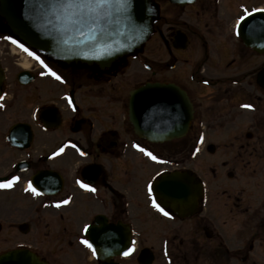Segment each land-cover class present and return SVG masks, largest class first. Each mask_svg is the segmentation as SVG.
<instances>
[{"label": "flooded vegetation", "instance_id": "flooded-vegetation-1", "mask_svg": "<svg viewBox=\"0 0 264 264\" xmlns=\"http://www.w3.org/2000/svg\"><path fill=\"white\" fill-rule=\"evenodd\" d=\"M241 1L227 0L225 7L232 9L235 3L240 7ZM169 6L178 16L194 10L203 29L198 25L176 28L156 6L149 36L158 41L156 60L142 54L141 47L99 69L66 64L26 46L62 80L47 74L39 61L6 39L11 35L19 41L4 31L0 17V65L5 74L0 97V178L20 177L11 188L0 189V232L6 226L23 237L0 254L26 248L51 264L35 249L51 242L52 247L67 249L63 264H264V54L244 45L234 28L236 19L223 14V0ZM251 54L263 58L262 63L250 62ZM128 58L141 66L143 78L121 101V96L110 95L109 86L130 69ZM21 61L29 67L23 68ZM165 85L173 90H165ZM139 87H145V113L163 108L164 98L175 101L166 107H173L175 132L181 137L160 142L135 134L130 115H137L138 104H131L130 93ZM116 102L123 126L99 122L94 109H108ZM246 104L253 107H242ZM99 118L110 120V116ZM141 123L149 133L171 131L147 117ZM96 128L100 132L93 136ZM227 129L233 130L234 137L223 144L229 158L221 162L219 173L209 169V174L223 179L220 207H213L205 181L200 193L191 192L190 199L178 205L157 188L149 195L147 186L159 179L157 173H174L177 181L182 176L180 184L189 188L188 180H195L190 173L196 174V156L203 150L213 155L216 150L205 143L206 134ZM68 141L87 155L81 156ZM136 144L158 159L152 160ZM61 146L65 151L52 156ZM67 158L74 161L73 167L63 161ZM77 179L96 191L81 188ZM29 181L39 195L25 190ZM68 197V204L55 206ZM152 198L171 216L153 207ZM84 224L90 225L87 232L82 230ZM82 238L99 247L95 255L81 243ZM131 241L135 251L124 256ZM110 245L124 249L108 256ZM73 248L81 259L73 260Z\"/></svg>", "mask_w": 264, "mask_h": 264}, {"label": "water", "instance_id": "water-1", "mask_svg": "<svg viewBox=\"0 0 264 264\" xmlns=\"http://www.w3.org/2000/svg\"><path fill=\"white\" fill-rule=\"evenodd\" d=\"M171 1L184 4L191 0ZM31 7L32 4L29 0H0V16L6 22L11 33L24 43L48 55L62 59L65 63L96 64L101 69L110 67L118 58L139 49L151 32L152 18L149 0H126L124 7L111 9L108 18L98 19L94 26L85 27L83 35L69 31L70 26L63 20L49 22L47 18L39 17L30 11ZM246 20V23L242 22L241 37L247 46L264 53V12H252L251 16L246 17ZM2 83L3 74L0 69V91ZM144 88H138L130 93L131 104H138L137 115H130V122L135 134L145 137L149 141H163L181 136L182 134L175 132L173 107H166L167 104L173 105L175 101L172 98L170 100L164 98L160 101L164 104L163 108L145 113L142 106V90ZM163 88L173 90L171 86ZM143 117L154 119L158 126L168 127L171 131L162 134L146 132L141 127ZM174 176H162L166 180H162L161 177L154 184L153 189L157 188L161 193H166L164 195H168V198L176 205L188 201L191 192L200 193V186L192 178L188 180L190 184L188 188L180 184L182 176L179 181L175 180ZM177 182H179V187ZM199 196L197 195V197ZM93 247L99 250L98 246ZM123 249L116 245H110L107 247V255L111 256L109 254L113 253H115L113 255H118ZM0 264L46 263L40 261L29 251L18 249L1 254Z\"/></svg>", "mask_w": 264, "mask_h": 264}, {"label": "rangeland", "instance_id": "rangeland-1", "mask_svg": "<svg viewBox=\"0 0 264 264\" xmlns=\"http://www.w3.org/2000/svg\"><path fill=\"white\" fill-rule=\"evenodd\" d=\"M153 3L160 9L161 16L164 18L165 21H167L170 24H174L176 28L183 27L184 25L189 26H196L198 25L201 29H203L202 21L201 19L198 20L194 15V10H185L183 14L178 16V11L173 10L168 4L166 0H152ZM227 3V0H223V14L227 16L229 19L237 18L238 14H242L241 7L237 6V4H233L232 9L229 7H225ZM241 3L248 9H254L256 7H263L264 8V0H242ZM158 23H160L158 21ZM194 29V27H193ZM201 31V30H200ZM156 36H152L148 39L146 43L143 44V51L142 54L146 55L149 60H156L158 53L157 49V43ZM248 59H250V62L253 63H262L261 61L263 58L255 57L253 54L247 56ZM23 68L26 67L21 61ZM127 64L130 66V69L126 71V74L123 77H119L117 80L113 81V84L109 86L110 95L117 99L116 96H121L119 100H123L126 96V91L131 88L134 83L138 80H141L143 78V75H141L138 71V69H142L141 66H138L136 62L132 58L127 59ZM29 64H27L28 66ZM127 66V67H128ZM135 69H137L138 73L135 72ZM167 77H170L169 74H166ZM147 77H150V75H147ZM75 88V86H73ZM42 100V99H41ZM106 99H101V102H105ZM99 105V103H98ZM96 112V117L99 120V122L107 123L108 126L111 127H121L123 124L121 123L122 119V113H120L118 109V103L116 102L115 106L99 109L96 107L94 109ZM109 111V112H108ZM116 112V113H115ZM100 116H110L109 121H105L100 119ZM114 119H113V118ZM23 117L20 116L19 119H22ZM110 122H113L115 126L111 125ZM121 123V126H120ZM96 127H99V123L96 124ZM93 136H97L100 131L97 130V128L94 130ZM233 130L227 129V130H218L213 133H207L206 134V142L207 144H212L215 146L216 150L213 155H208L204 150L201 151L200 155L196 156L194 167L196 174L200 177V179L204 182H207L208 184V190L209 194L214 200L213 207L217 208L222 205L221 200L219 199L221 191L224 189L223 186V179L221 177H214L212 174H209V169L217 170V173L222 171L221 162L224 159L229 158V151H226L223 149V144H227L228 142H233ZM122 136V135H121ZM40 151V150H37ZM44 151V150H43ZM65 163H69L71 167H73V162H70V160L67 158L66 160H63ZM3 218L0 216V220ZM11 219V217H10ZM23 217H20L19 220H23ZM4 222V221H2ZM6 226L3 227V229L0 232V251H3L6 247L11 246L13 242H15L18 238L19 241L23 240L22 236L16 235L13 231H8L5 229ZM55 231V229H52V233ZM36 252L47 257L50 260L51 264H63V261L67 259V249L66 248H55L52 247L51 242H48L42 246H36L35 247ZM73 255V260H79L82 258L81 253H79L75 248H73L72 252L70 253Z\"/></svg>", "mask_w": 264, "mask_h": 264}, {"label": "snow or ice", "instance_id": "snow-or-ice-1", "mask_svg": "<svg viewBox=\"0 0 264 264\" xmlns=\"http://www.w3.org/2000/svg\"><path fill=\"white\" fill-rule=\"evenodd\" d=\"M32 4L30 11L37 14L41 18H47L49 22L51 21H65L67 25L70 27L68 28L69 31L78 33L79 35L84 34V28L89 26H94L98 19H106L110 15V10L115 7H124L126 0H29ZM242 9V14H238L235 22L234 28H240L242 26V22L246 23V17L251 16V12L244 6H240ZM253 12H264V9H252ZM7 40L11 41L13 44H17L19 48H21L24 52L28 53V55L35 58L39 61L45 69H47V74L55 77L57 80H62L63 78L54 71L51 67L48 66L37 55L36 52L31 51L25 44L21 43L17 39H14L11 35L6 37ZM41 75H45L44 72ZM207 83V81H205ZM69 104H72L71 99H69ZM245 108H252L251 104L242 105ZM201 140H203V136H201ZM68 144H71L73 148L80 153L81 156H86L87 153L79 149L75 144H72L71 141H68ZM134 147L140 149V151L144 152L148 157L152 160H157L158 157L154 155L151 151H148L142 148L139 144L134 145ZM65 151L64 146H61L56 149L52 153V156H57ZM196 151L198 152L199 149L197 148ZM195 155V153H193ZM160 176V173H157ZM20 177L12 176L10 179L8 178H0V189L11 188L14 182L18 181ZM162 180H166V178L162 177ZM76 183L80 185L81 188L90 190L92 192L96 191V188L91 186L88 183H85L83 180L77 179ZM177 186L179 187V182H177ZM148 193L151 196L153 193V185L151 183L147 186ZM26 191H30L33 195H39V191L36 187L33 186L32 182H28V187L25 189ZM71 200V197L67 199H63L56 203V207H60L61 204H68ZM152 205L159 212L163 213L164 216L170 217L171 213L166 211L160 203L157 202L156 198H152ZM90 228V225L84 224L82 226V230L87 232ZM81 243L85 245L87 248L91 249L92 254H96V249L93 247V244L89 242L87 239H81ZM135 251V241H131V246L127 247V249L123 252L124 256H129Z\"/></svg>", "mask_w": 264, "mask_h": 264}, {"label": "bare ground", "instance_id": "bare-ground-1", "mask_svg": "<svg viewBox=\"0 0 264 264\" xmlns=\"http://www.w3.org/2000/svg\"><path fill=\"white\" fill-rule=\"evenodd\" d=\"M24 65H25L26 67H29V66H27V62H24Z\"/></svg>", "mask_w": 264, "mask_h": 264}]
</instances>
